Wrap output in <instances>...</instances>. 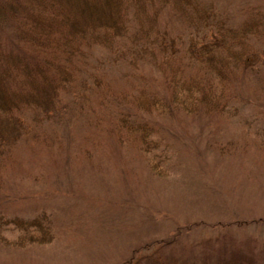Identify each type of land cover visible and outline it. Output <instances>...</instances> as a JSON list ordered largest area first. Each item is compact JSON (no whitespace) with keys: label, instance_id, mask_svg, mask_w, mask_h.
Segmentation results:
<instances>
[{"label":"trees","instance_id":"1","mask_svg":"<svg viewBox=\"0 0 264 264\" xmlns=\"http://www.w3.org/2000/svg\"><path fill=\"white\" fill-rule=\"evenodd\" d=\"M260 120L264 4L235 14L204 0H0V246L54 237L46 210L18 214L23 199L3 173L18 164L21 145L40 158L31 173L41 177L48 155L67 154L71 122L84 121L90 145L76 154L90 160L101 138L136 149L150 173L166 175L173 155L159 149H171L170 136L195 141L208 128V148L221 153L211 128ZM187 122L199 132L168 127ZM16 229L19 241H9L5 231ZM180 234L141 242L122 264H249L170 254Z\"/></svg>","mask_w":264,"mask_h":264},{"label":"rangeland","instance_id":"2","mask_svg":"<svg viewBox=\"0 0 264 264\" xmlns=\"http://www.w3.org/2000/svg\"><path fill=\"white\" fill-rule=\"evenodd\" d=\"M204 1L235 14L264 4V0ZM247 109L244 113L251 112ZM261 121L211 128L221 135L217 136L222 139L221 153L208 148V128L194 141L185 131L199 132L198 125L169 123L185 138L169 135L171 149H159L164 158L169 151L173 155L166 162V175L150 173L136 149L101 138L94 140L90 160L76 154L90 145L82 134L93 129L84 121L71 122L70 138L64 140L67 154L57 161L48 155L41 177L34 179L32 174L40 158L30 143L21 145L15 154L18 164L3 173L11 180V191L23 199L18 214L32 218L46 210L53 220L54 237L44 244L1 245L0 264H122L141 242L177 231L182 236L177 235L167 249L175 256V252L188 258L237 256L249 264H264ZM66 155L72 156L67 163ZM43 193L48 196L39 198ZM21 234L17 229L5 231L13 242Z\"/></svg>","mask_w":264,"mask_h":264}]
</instances>
